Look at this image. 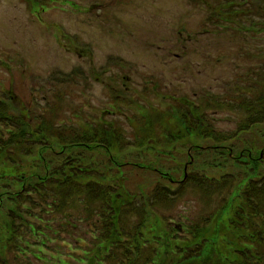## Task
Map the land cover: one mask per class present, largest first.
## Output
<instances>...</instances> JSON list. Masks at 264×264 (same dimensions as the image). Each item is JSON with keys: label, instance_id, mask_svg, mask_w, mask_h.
I'll return each mask as SVG.
<instances>
[{"label": "rangeland", "instance_id": "374dc122", "mask_svg": "<svg viewBox=\"0 0 264 264\" xmlns=\"http://www.w3.org/2000/svg\"><path fill=\"white\" fill-rule=\"evenodd\" d=\"M207 8L189 0H0V100L11 103L16 99L29 107L37 103L40 112L53 102L62 103L63 118L76 123L79 118L71 107L85 110L90 119L105 116L122 130L126 140L133 142L139 120L152 109L169 108L174 113L179 102L175 99L200 103L208 97L212 108L207 109V115L214 132L236 133L243 118L251 125L261 122L264 131L263 113L255 109L246 113L239 103L230 101L229 107L220 108L215 102L228 95L237 97L238 102L246 96L252 103L256 89L252 86L247 96L242 86L249 85L252 71L263 61L257 48L264 46V36L237 35L217 28L207 21ZM241 47H246L243 52ZM250 129L247 137L253 135ZM191 143L188 140L171 148L191 154ZM200 144L215 145L214 140H201ZM207 153L194 154L192 179L174 186L172 193L180 195L178 201H172L171 217L175 221L190 223L187 217L195 221L220 204L227 185L217 181L206 184L202 175L220 178L241 170V165L226 154L219 157ZM121 157L134 163H153L158 155L153 150L126 148ZM222 159L228 163H220ZM246 162L244 158L240 163ZM261 162L256 178L264 175V154ZM155 175L149 172L146 181L154 180ZM38 208L34 212L38 213ZM81 209L75 204L74 215L65 216L55 213L52 206V212H45L48 233L37 226L25 227V243L18 249L22 250L19 255L18 250L6 248L7 237L2 231L7 233L0 228V264H143L137 250L136 254L129 252L134 254L133 259L125 256V249H120L122 254L115 259L108 252L100 253L101 222L97 217L94 222L87 211L80 214ZM212 211L198 225H208L205 220ZM23 214V223L35 217L27 209ZM8 220L0 214V227ZM32 221L37 224L38 218ZM143 231L139 230L141 242L148 241L159 251L165 249L153 237L160 235V225L151 224ZM222 233L216 226L213 232L208 231L204 242L206 249L211 246L215 252L214 264H224L230 254L231 244L223 245ZM118 240L123 242L122 236ZM161 259L155 255L151 264H173L170 259ZM175 259L177 263L178 257Z\"/></svg>", "mask_w": 264, "mask_h": 264}, {"label": "trees", "instance_id": "16d2710c", "mask_svg": "<svg viewBox=\"0 0 264 264\" xmlns=\"http://www.w3.org/2000/svg\"><path fill=\"white\" fill-rule=\"evenodd\" d=\"M189 1L206 5L207 21L217 28L237 35L264 36V0ZM245 48L239 49L243 52ZM257 51L263 61L252 71L249 85L242 86L247 96L252 86L256 89L252 93V103L246 96L238 102L237 97L225 95L215 99L218 107L239 103L246 113L255 109L264 117V81L261 80L264 78V46ZM175 100L179 102L175 104L174 113L166 108L152 109L151 114H145L139 120L133 142L126 140L122 130L105 116L90 119L85 110L71 107L79 118L76 123L63 118L66 114L62 103L53 102L40 112L37 103L29 107L16 99L11 103L0 100V214L9 218L0 228L8 235L2 231L7 237L6 248H23L25 238L22 235L27 227L37 226L45 231L46 224L49 225L45 212H52V206L55 213L73 216L76 204L77 209L78 206L82 208L80 214L87 211L93 215L94 222L96 219L101 222L99 230L102 229L103 234L98 250L108 252L113 259L122 254L120 249H125V256L130 251L136 254L137 250L143 264L154 262L155 255L162 257L161 260L170 259L173 264H214L215 252L211 246L206 249L204 242L208 240V231L213 232L218 226L224 232L223 245L231 244L224 264H264V175L256 178L264 154L261 122L251 125L243 118L237 124L236 133H216L207 115L211 99L204 97L206 101L200 103L186 98ZM250 128L253 135L247 137ZM188 140L192 141L191 154L171 148ZM201 140H214L215 145L203 147ZM126 148L153 150L158 158L153 163H134L121 157ZM207 151L219 157L226 154L233 163L241 165V170L236 174L225 173L220 178L201 174L206 184L217 181L227 185L218 201L220 204H216L211 217L205 220L208 225L198 224L211 211L195 221L187 217L190 223L175 221L171 217L173 203L180 195L172 193L174 186L189 183L195 166L193 155L209 154ZM232 154L236 155L232 157ZM244 158L248 162L241 164ZM219 162L228 163L223 159ZM149 172L156 175L154 180L147 182ZM141 176L145 179L141 180ZM196 186L201 188L199 183ZM36 206L38 213L34 212ZM26 209L38 218L37 224L32 221L35 217L23 223ZM132 216L136 220H132ZM145 223L146 226L141 227ZM151 224L161 226L160 235L153 237L165 248L162 251L156 245L151 247L148 241H140L139 230ZM121 236L123 242L118 240ZM132 253L127 258L133 259ZM126 264H138V261Z\"/></svg>", "mask_w": 264, "mask_h": 264}]
</instances>
